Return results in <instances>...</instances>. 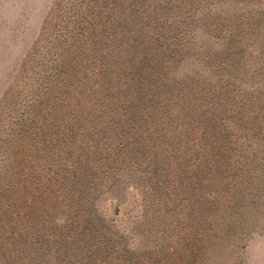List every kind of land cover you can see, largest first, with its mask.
I'll use <instances>...</instances> for the list:
<instances>
[{"label":"rangeland","instance_id":"1","mask_svg":"<svg viewBox=\"0 0 264 264\" xmlns=\"http://www.w3.org/2000/svg\"><path fill=\"white\" fill-rule=\"evenodd\" d=\"M102 72L134 82L106 92ZM165 76L189 81L177 145ZM100 107L104 130L89 118ZM105 168L95 211L136 255L124 264H264V0H0V264H76L48 234Z\"/></svg>","mask_w":264,"mask_h":264},{"label":"trees","instance_id":"2","mask_svg":"<svg viewBox=\"0 0 264 264\" xmlns=\"http://www.w3.org/2000/svg\"><path fill=\"white\" fill-rule=\"evenodd\" d=\"M62 66L65 65V62H62L61 64H59ZM68 67V65L66 66V68ZM63 70V68H62ZM101 77L103 79L107 80L105 81V85H103V83L101 84V88H103L105 86V91L106 92H110L111 90H115V89H123L122 86H128L129 87V81L131 83L134 82L133 76L132 77H128L124 82H122V80H117L115 79V77H118L117 74L114 73H105L102 72L100 73ZM154 79V84H156L158 87L163 88L165 90H167L168 93V97L165 98L164 103L166 104V109H165V113L167 112L169 114L170 120L168 121V124L170 125V134L172 137V141H171V145H177L176 142V138L180 137L181 135L184 137L186 135V132L189 129V126H191V121H189L190 119V110L191 107L189 105V101L187 100V97H189V95L187 96V89H186V83H189V81H187V79L183 78H178L175 76H165L162 80L157 81L156 78ZM68 80V77H67ZM157 81V82H156ZM66 84V76L62 73L60 74H53V75H47L44 77V81L42 82L41 86L37 89L38 92L36 93V95L40 94V91L43 88H47V89H52L54 85L57 84ZM101 82L97 81V83L95 84V86L93 88H97L99 87ZM90 85V84H89ZM88 85V83L86 82H82L80 89L78 91V95H83L84 93H82V89H88L90 88V86ZM143 89V85L141 84V80L138 81V89L137 91H141ZM127 90V89H126ZM129 90V88H128ZM51 93V91H50ZM89 95L92 98V95H95L94 90L93 92L90 91ZM112 98H115L117 100H119V96H109ZM174 100L173 104L175 105V107H173V109L170 110L169 105H170V100ZM92 100V99H90ZM142 102V101H140ZM30 107H34L37 110V104H28ZM94 105V104H93ZM33 108V109H34ZM91 108V105L90 107ZM87 108V109H88ZM34 109V110H35ZM101 110L98 109H91V113L89 114H93L92 116H90V120H91V126L94 128H100V130H104L105 125L102 124L104 121H108V119H106V112H104L106 109L104 107H100ZM85 109H82V112ZM140 109L137 110L136 112H132V118H131V125H135L139 122V118H140ZM131 113V112H130ZM171 113V114H170ZM154 116H152L153 118ZM22 121L26 120L25 117H21ZM23 121V122H24ZM106 121V122H107ZM118 124V123H117ZM130 126V125H129ZM25 129H19L18 131L20 132L19 135H22V133L24 132ZM99 130V131H100ZM177 131V134L175 135L174 132ZM113 132L116 133V131L113 128ZM178 133H180L178 135ZM203 134V133H202ZM167 137V136H166ZM68 138V137H66ZM62 139H65L64 135L62 137ZM186 140V138H185ZM120 141H125V142H129V140L124 137V135H122ZM185 143V149H187V145L188 142L187 140L184 142ZM132 148V144H128L126 146H124V148ZM174 150L179 149V147L177 148H173ZM128 158H132L130 156H128ZM154 162L153 167L151 168L152 173H149V184L150 186H152L154 189L156 188L157 190H159V187H161L160 185V181H159V169H164L166 167L165 162L163 164V166L160 168L159 165H156V158L152 159ZM137 161H134V163H128V166H125L126 168H129L130 171H137L136 167H133L136 164ZM167 166H171L170 162H167ZM107 168V167H106ZM103 169L101 175L99 177H102V179L98 182H96V186L95 188L90 189H84V190H80V194L77 197L78 201V208L79 210L77 211V219L75 221H71V219H69L68 215L63 214L62 216H58V217H54V220L52 221V227H51V232L49 235V237L51 238H59L60 236L63 237V240L66 243V250L68 252H72L73 254L78 256L79 254L81 255V258H77L75 260L76 264H96L97 261L99 260L102 264L105 263H109L110 258L109 255L112 254L113 252L116 253L117 257L116 260L119 261V259L121 260V263L124 264L125 262H129L133 257H136L135 254H132L126 247V241L121 238L116 236L115 232H112V230L105 224L103 223V221L98 218V216L96 215V211H95V203H96V193L100 192L101 194H104V187H100L98 189L99 186H102L104 184V182H106L107 184V179L111 178L112 175H108V173L106 172L107 169ZM142 172V171H141ZM116 177V176H114ZM114 177L112 179H114ZM130 182H132V184L138 186L141 188H146L144 181L141 178H137V179H132ZM147 194V193H146ZM93 195V196H92ZM80 216V217H79ZM63 222L62 226H59L60 223L59 222ZM75 225V226H74ZM75 227L78 229V231L75 233L74 236H70L69 234L67 235H63L62 230L65 229H69L71 230V227ZM69 237L72 238V242L69 241ZM97 238H99V240H96ZM93 241V242H92ZM71 243V245H70ZM70 245V246H69ZM95 251V253L92 255L90 254L91 251ZM64 251V252H65ZM63 252V253H64Z\"/></svg>","mask_w":264,"mask_h":264}]
</instances>
